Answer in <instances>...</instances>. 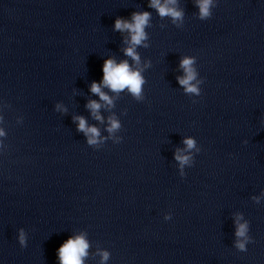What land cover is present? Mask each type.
Listing matches in <instances>:
<instances>
[{"label":"clouds","instance_id":"obj_1","mask_svg":"<svg viewBox=\"0 0 264 264\" xmlns=\"http://www.w3.org/2000/svg\"><path fill=\"white\" fill-rule=\"evenodd\" d=\"M177 0H150L149 7L155 8L160 15V17H171L173 22L182 21L183 11L178 10L175 6ZM196 5L199 8V18L201 20L211 17L212 13L210 9L214 6L213 0H196ZM150 20L149 12H137L132 14L131 22L117 18L115 21V30L117 31H127L130 33V46L125 49V54L131 57L134 61L139 63V56L137 55L135 49L136 46L141 45L142 42L147 38L145 33V27L148 25ZM146 46V45H145ZM194 63V58L185 57L181 61V67L184 69L185 76L178 77V82L185 88L188 93H197L198 88L192 83L196 78V73L192 67ZM103 85L110 88L114 92H120L124 89L128 91L135 97L140 98L142 92V85L144 84L143 77L139 70H133L127 61H122L117 64L115 60L108 59L103 65ZM91 91L100 96L102 101L111 105L112 100L101 91V86L95 82L91 85ZM91 109L92 113L95 115L96 119H101L97 114L101 105L96 101H90L87 105ZM79 120V130L85 132L89 135L88 143H97L96 137L99 135L98 130L95 127H88L86 121L83 117H78ZM111 127L108 129L109 132L119 128V123L110 118ZM0 135L3 132L0 131ZM188 149L195 147V141L191 138L184 141ZM181 165L189 162V156L176 154L175 157ZM246 232L247 224L238 223L236 236L245 237V241L238 239L236 247L241 251H246ZM20 242L24 244V235L21 232ZM89 245L85 238L81 236H76L75 238L68 239L58 250V255L60 259V264H83V258L87 255V249ZM104 260L108 258V253H102Z\"/></svg>","mask_w":264,"mask_h":264}]
</instances>
